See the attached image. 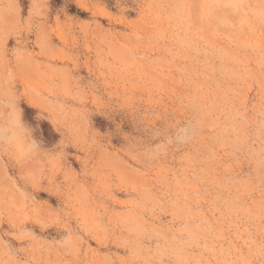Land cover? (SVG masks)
Wrapping results in <instances>:
<instances>
[{
  "label": "rangeland",
  "instance_id": "374dc122",
  "mask_svg": "<svg viewBox=\"0 0 264 264\" xmlns=\"http://www.w3.org/2000/svg\"><path fill=\"white\" fill-rule=\"evenodd\" d=\"M0 264H264V0H0Z\"/></svg>",
  "mask_w": 264,
  "mask_h": 264
}]
</instances>
